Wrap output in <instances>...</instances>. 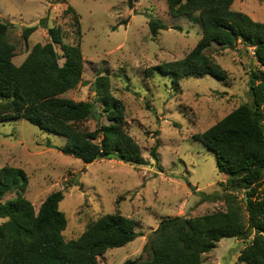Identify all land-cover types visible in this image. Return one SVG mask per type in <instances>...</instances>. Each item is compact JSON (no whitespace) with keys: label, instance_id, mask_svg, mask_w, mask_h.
Returning a JSON list of instances; mask_svg holds the SVG:
<instances>
[{"label":"rangeland","instance_id":"374dc122","mask_svg":"<svg viewBox=\"0 0 264 264\" xmlns=\"http://www.w3.org/2000/svg\"><path fill=\"white\" fill-rule=\"evenodd\" d=\"M132 2L133 8L128 0H0V22L13 25L8 40L16 48L14 63L20 65L36 44L51 42L52 27L61 28L65 44L81 41L83 78L63 97L96 101V81L106 77L108 91L125 105L128 132L149 162L138 166L100 160L87 165L59 150L66 145L64 136L42 131L24 119L0 124V168L26 172V198L36 211L51 193L63 191L59 209L68 219L66 240L77 239L106 214L120 212L136 220L140 236L107 251L99 264L145 259L144 246L163 218H195L226 210L228 177L219 172L215 154L194 137L250 103L251 76L262 69L250 44L239 41L234 48L215 44L206 51L227 72L226 80L192 77L174 88L169 77L146 78V69L186 57L202 30L198 15L171 17L166 0ZM69 6L80 16V36L73 16L65 14ZM232 10L264 23V0H234ZM151 18L162 20L168 29L153 36ZM27 28L36 30L26 42L22 33ZM55 48L62 55L61 46ZM97 109L101 124L108 125L100 103ZM97 119L98 114L88 122L91 130ZM158 139L154 159L150 153ZM207 196L217 199L205 201ZM249 242L224 238L203 257V264H241L240 254Z\"/></svg>","mask_w":264,"mask_h":264},{"label":"trees","instance_id":"16d2710c","mask_svg":"<svg viewBox=\"0 0 264 264\" xmlns=\"http://www.w3.org/2000/svg\"><path fill=\"white\" fill-rule=\"evenodd\" d=\"M166 1L173 18L198 15L202 37L183 59L146 69V78L169 77L174 88L192 77L226 80L227 72L206 51L215 44L234 48L239 41L250 44L262 69L251 76V102L194 137L215 154L219 172L228 177L226 210L195 218H163L144 246L146 258L123 264H203V257L224 238L250 240L240 254L241 264H264V23L232 10L234 0ZM128 4L133 8L132 0ZM65 14L73 16L80 36L79 14L72 6ZM148 25L153 36L168 29L157 18ZM12 28L10 22H0V124L24 119L42 131L64 136L66 145L59 150L87 165L100 160L149 165L128 132L125 105L108 91L106 77L96 81V101L63 97L83 78L86 61L81 41L65 44L61 28L52 27L48 30L51 42L36 44L16 65V48L8 40ZM35 30L23 31L26 42ZM56 45L61 46L62 55ZM97 103L108 125L101 124ZM96 114L99 119L91 130L88 122ZM159 146L158 139L150 153L154 159ZM28 184L23 169L0 168V264H99L107 251L140 236L136 220L116 212L89 224L77 239L66 240L68 219L59 209L63 191L51 193L36 211L26 198ZM10 194L15 197L5 199ZM211 199L217 197L207 196L205 201Z\"/></svg>","mask_w":264,"mask_h":264}]
</instances>
